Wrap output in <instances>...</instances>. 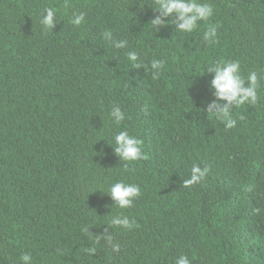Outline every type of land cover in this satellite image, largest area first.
I'll use <instances>...</instances> for the list:
<instances>
[{"label": "trees", "instance_id": "trees-1", "mask_svg": "<svg viewBox=\"0 0 264 264\" xmlns=\"http://www.w3.org/2000/svg\"><path fill=\"white\" fill-rule=\"evenodd\" d=\"M206 2L209 21L180 33L152 29L151 0H0V264L24 253L32 264H264V0ZM152 59L164 61L156 79ZM219 60L259 77L257 103L233 106L232 129L207 113L206 70ZM120 131L143 142V159L115 154ZM193 165L207 174L185 186ZM118 181L140 188L130 208L103 191Z\"/></svg>", "mask_w": 264, "mask_h": 264}, {"label": "clouds", "instance_id": "clouds-1", "mask_svg": "<svg viewBox=\"0 0 264 264\" xmlns=\"http://www.w3.org/2000/svg\"><path fill=\"white\" fill-rule=\"evenodd\" d=\"M154 12L158 13L150 24L152 29L159 31L161 27L169 24L175 25V30L180 33H192L198 28L201 22H207L214 14L213 6L206 0H151L148 3ZM174 17L173 19H168ZM84 21V13L74 15L71 20L73 25L79 26ZM45 30H51L57 23V14L52 8L45 9L40 20ZM217 37V26L208 24L207 29L203 32V39L206 42H215ZM104 39L110 41L115 48L123 49L127 46L126 40L116 41L112 37L111 32L104 33ZM127 59L129 62H136L138 55L136 52H128ZM134 67L139 65L134 64ZM164 66V61L152 59L150 69L153 79L160 75V71ZM208 73H214L211 80V87L215 90V99L208 104L207 113L214 115L220 120L226 129L236 127L237 121L231 115L233 106L239 107L245 104L255 105L258 100L259 77L253 71L247 77L241 75V66L238 60H219L215 61L207 67ZM247 82V84H246ZM109 117L119 125L125 120V113L119 106H114ZM115 154L124 163H131L144 158L142 151V141L132 136L128 131H120L114 136ZM208 169H201L198 165H193L190 177L185 181V186L199 183L202 181ZM114 206L118 209H127L132 207L134 200L140 196V188L136 184L115 182L106 190ZM111 223L125 229H132L135 221H130L128 216H116ZM89 253L95 252L89 248ZM21 264H32L33 258L30 254L24 253L20 256ZM175 264H191L185 255H180Z\"/></svg>", "mask_w": 264, "mask_h": 264}]
</instances>
